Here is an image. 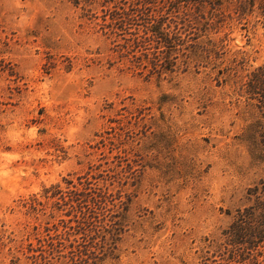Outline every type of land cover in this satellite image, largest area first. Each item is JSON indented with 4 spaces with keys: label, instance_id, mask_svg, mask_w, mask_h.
<instances>
[{
    "label": "rangeland",
    "instance_id": "1",
    "mask_svg": "<svg viewBox=\"0 0 264 264\" xmlns=\"http://www.w3.org/2000/svg\"><path fill=\"white\" fill-rule=\"evenodd\" d=\"M261 4L0 0V264H264Z\"/></svg>",
    "mask_w": 264,
    "mask_h": 264
},
{
    "label": "trees",
    "instance_id": "2",
    "mask_svg": "<svg viewBox=\"0 0 264 264\" xmlns=\"http://www.w3.org/2000/svg\"><path fill=\"white\" fill-rule=\"evenodd\" d=\"M254 0H252V2H253ZM260 1H264V0H260ZM249 7L247 6V5H244L243 6V8L241 9L242 11L241 12H244L245 10H247ZM260 8L262 9V11H261V14H263L264 15V4H261L260 5ZM257 71H258V74L259 75H256L258 78H260V77H262V78H264V64L262 65V66H260L258 69H257ZM262 232L264 233V230H262ZM258 237H261V235H260V233H258ZM253 238V237H252ZM255 238V237H254ZM252 241H251V239H249V243H251Z\"/></svg>",
    "mask_w": 264,
    "mask_h": 264
}]
</instances>
